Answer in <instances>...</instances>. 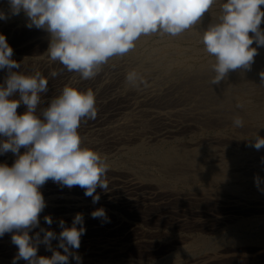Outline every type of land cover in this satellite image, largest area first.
Wrapping results in <instances>:
<instances>
[{"label":"rangeland","instance_id":"obj_1","mask_svg":"<svg viewBox=\"0 0 264 264\" xmlns=\"http://www.w3.org/2000/svg\"><path fill=\"white\" fill-rule=\"evenodd\" d=\"M3 7H5V8H3ZM0 9H1L0 12L5 13L9 17L8 20H0V34L5 35L8 44L13 49L12 59H14L15 61H17L18 63H20L22 65L21 69H13V71H20L26 75H34L36 72H40L46 79H48V82H49L48 83V89L49 90L46 94H44V96H42V103L38 106V109H37L38 115L40 114V111L44 107L48 106V103L50 102V100L52 98H55L61 94L62 89L66 85L75 87L81 91H86L88 89H91L95 93L97 116L94 120H87V119L83 120L77 131H78L79 135L81 136L82 140L86 141L85 143L81 144V147L89 148V149L98 151L102 155V157L105 158L106 162L108 163L110 170H108V172L106 173V181L109 185V189L107 191H104V190L100 189L99 187L97 188L96 193L99 194L100 199H99V202L96 204H93L91 197H86L84 195V190H82V189H77V190L70 189V190H66V192L64 193L70 197H76L77 199H79L80 200L79 204L84 208V210L82 212L88 215L87 219H85L87 221L83 224L84 228L86 229V232L81 237L80 247L78 250H73L76 254H78L82 258L81 264H164V262H165L164 259L166 257H168L169 255L173 256V258H172L174 260L173 264H185L188 262H189V264H191V263H194V261H197L198 264H201L199 262L201 260L203 261L206 258V256L209 255V253L210 254L214 253L213 246L216 245V243L220 242L223 239L224 240H227L230 238L232 239V238H234L233 236H235V237L241 236V238L245 239V234H246L247 238H249V237L251 239L255 238L254 240H257L255 242H257V244L260 243L259 245H262V243L264 242V222H262V221L260 222L258 220V218L264 215V211H263L264 208H262V210L261 209L257 210L255 206L264 207V196H263L264 195V182L261 183L260 188L258 189L256 184H255L254 177L258 175L261 178V180L264 181V171H263L264 169H262L263 172L260 171L261 168L264 167V151H263V148H261V150H256L254 147L250 146L253 143V141H255V139L257 138L258 135L256 133L248 130L247 127L249 126V123H248V121H246L248 119L243 116V114L241 112L242 110L239 113V110L235 111L232 108L231 103H230L231 100L225 94V93L229 94L227 92V90H225L223 88L221 89V86H219V84L218 85H212L209 82L213 79V77L210 75L209 71L201 70L198 68H191V69L188 68V69H174L176 71L172 70L171 71L172 73H166L159 68H151L149 66L150 65L149 61L146 60L147 58L144 56V54L143 53L141 54L140 52H136V53H129V55L126 54L125 56H115V57H113V59L111 58L107 64L102 66L101 71L94 78L89 79L87 82V80H83L80 77L79 73L69 72L59 61H51L50 60L47 50L49 47L51 37H50V34L48 32H46L45 30H42V29H37L35 27H32V28L27 27L28 21L26 20L25 21L26 23L24 22L26 15L23 12H21L19 15H12L11 16V13L9 10V5H7L4 2L0 3ZM4 10H5V12H4ZM23 17H25V18H23ZM18 28H19V30H18ZM160 36H161V34H158L156 36V39H160L161 38ZM19 53H21V54H19ZM136 54L138 56H136ZM132 55H133V57H132ZM142 64H144V65H142ZM147 66H148V68H147ZM122 67H123V69H122ZM124 67H125V69H124ZM116 68H118V69H116ZM119 68H120V70H119ZM136 68H138V69H136ZM128 69H129V71H133L135 69L134 71H137L139 73L141 72L140 74L139 73L138 74L141 75L145 80H147L149 82H147L146 86L142 85L141 88L138 87L141 89V93H139L140 96L137 95L140 98H138L136 95H130L128 97V99L129 98H131V99H129V100L127 99L126 101H121V100L116 99V91L118 92L117 94H119L118 89H120L122 91V89H123L122 85L124 86V84L127 83L125 77H123V76H125L128 73V71H127ZM140 69H142V70H140ZM53 70H55L59 73V75H57L54 78L49 75L50 72ZM157 70H160V71H157ZM180 70H182V71H180ZM196 70H198V71H196ZM148 71L149 72L151 71V72L149 73ZM178 71H179V73H178ZM142 72H143V75H142ZM162 72H164V73L162 74ZM158 74H159V76H158ZM160 74H161V76H160ZM192 75H194V76H192ZM6 76H7V70H0V84L4 83ZM200 76H202V77H200ZM157 77H160V78L157 79ZM161 77H163V78H161ZM190 78H191V80H190ZM118 79H119V81H118ZM120 79H122V80L125 79V81H122ZM120 81L122 83H120ZM183 81H184V83H183ZM180 82L183 84H181ZM207 82H208V84H207ZM193 83H195V85ZM112 84H114V85H112ZM105 86L107 89L105 88ZM204 86L205 87L207 86V87L205 88ZM215 86H219V87L215 88ZM158 89H159V91H158ZM160 89H161V91H160ZM196 89H198V90H196ZM217 90H219V91H217ZM143 91H146V92H144V94H143ZM196 92H198L199 94ZM237 92H238V90L234 89V90H232L231 94L232 93L235 94ZM156 93H158V94L159 93L160 94L165 93L164 95H162V97H163V99L161 98L162 101H160V99H158V97H156L154 95ZM204 93L205 94L210 93L211 96H209L210 94L204 95ZM217 93L221 94L222 96L218 95L217 96L218 98H217L216 97ZM133 94H135V93H133ZM136 94H138V93H136ZM181 94H184V96ZM224 94H225V96H224ZM188 95L190 96V99H189ZM195 95L197 97H195ZM171 96H174V97H171ZM159 97H161V96H159ZM164 97H166V98H164ZM175 97H177V98H175ZM181 97H183V98H181ZM184 97L185 98L188 97V100L184 99ZM219 97H221V98H219ZM14 98L19 99V95L17 94ZM169 98L172 102L169 101ZM166 99H168V100H166ZM179 99L181 102L180 101L178 102ZM204 99L205 100L208 99V100L205 101ZM149 100L151 103L148 102ZM155 100H157V101H155ZM174 100H176L178 102V104ZM182 100H183V102H182ZM193 100H194V102H193ZM142 101L145 102L146 105ZM216 101L219 103H217ZM220 101H221V103H220ZM118 102H120L121 104ZM154 102H156L158 104H156V103L154 104ZM133 103H135V104H133ZM170 103L174 104L175 106L171 105ZM138 106H140V107H138ZM186 106H187V108H189L188 109L189 111L185 110V109H187ZM195 106H196V109H193V108H195ZM135 107H136V109H135ZM223 107H224V109H222ZM197 108H198V110H197ZM208 108L211 112L212 111L213 112L212 113H210V111L206 112L208 110ZM216 108H218V109H216ZM225 109L228 111H226ZM151 110L153 111V113ZM181 110H183V111H181ZM195 110H196V112H195ZM25 111H26V106L23 104H21L17 109L18 114H23ZM179 111L181 114H179ZM197 111H199V112L197 113ZM221 111H223V112H221ZM235 112H236V114H235ZM127 113H128V115H127ZM170 113H171V115H170ZM186 113H188V114H186ZM199 113L203 116H201ZM206 113H208V114H206ZM228 113H229V115H228ZM178 114L181 116H178ZM189 114L191 116H189ZM140 115H141V117H140ZM160 115L161 116L166 115V116L161 117ZM186 115L188 116V118ZM212 115L213 116L215 115L214 116L215 118ZM192 116H193L194 120L190 119V118H192ZM236 116H239L243 119V122H244L243 127H240V129H242L243 132L239 129V127H236L233 124V119ZM210 117L215 119L217 122L212 123V124L209 123L207 119H209ZM134 118H135V120H134ZM153 119H155V120H153ZM195 119H197V120H195ZM201 119H202V121H201ZM141 120H143V121H141ZM190 120L193 123L190 122ZM124 122H126V123L124 124ZM129 122H131V123H129ZM143 122L145 123V125ZM218 122H220V123H218ZM141 123H143L144 126H141L142 125ZM120 124H122L121 129L118 128V127H120L119 126ZM116 125H118V126H116ZM207 125H209V126H207ZM125 126H127V127H125ZM111 127H113V129L115 127L116 132L113 131L110 133L109 131L113 130V129H111ZM216 127H218V128L216 129ZM201 129H202V131H201ZM246 129H247V131H246ZM204 130H206V131H204ZM212 131L215 132L213 134V135H215V136H213L214 138L212 137V133H213ZM222 132L224 134H222ZM117 133H120L121 136L123 137V139L120 140L119 142H116V143L111 142V139L113 137L112 135H115ZM207 133H208V135H206ZM140 134H142V135H140ZM216 134H218V135H216ZM209 135H210V137L208 138ZM224 135H225V137H224ZM218 136L225 139L227 142L229 141V143H227V142H224V143L221 142L220 143L217 140V138H219ZM0 139H6V138L0 137ZM201 140H202V142H200ZM232 140H234V141H232ZM121 141H123V142H121ZM144 141H146V142H144ZM142 142H143V145L146 144V146H147V147L145 146L146 150H144L142 152H132V150L131 151L129 150L130 148L133 149V147L135 145L137 147V145H140ZM213 142H215V143H213ZM119 143H121V144H119ZM208 144L213 145L216 148V151L213 153L215 155L214 160L221 159V157L224 156L225 153L227 154V152H228L227 155H232L237 151L235 154H240L242 156L244 153L247 154L250 151V152H253L254 154H256V156H257V153L259 154V152L261 151L259 156H257V157L255 155L253 157L250 156V157H252V159L250 157L245 158V156H244L245 154L241 157L242 160L244 159L242 161L243 165L246 166V164H247V166H246V168L240 169L241 173H240V171H238L241 174V176L243 175L242 176L243 179L241 178L240 180L234 181V185L239 186L242 189L246 188V189H244L245 191H247V192L244 191L246 194L252 193L254 191L253 193L258 194L259 196L261 195L257 200L258 202L256 204L254 203L255 205L252 203L250 204L245 200L243 201L242 199H245V197H242V199L240 200L239 198H235L234 196L232 198L231 197L232 195H230V194H227L230 197L223 194V193H222L223 194L222 195V194H220V192H223L222 191L223 188L221 189L220 187H212L213 189L209 188V191L211 190L210 193L211 192L216 193L215 190L217 189L216 190L217 193L220 194L218 196V198H219L218 202L219 203H218V207H216L217 209L216 208L215 209H204V208H199V207L193 208V209H187L188 208L187 206H185L184 204H181L180 202L175 201L176 197L175 198L173 197L175 195H173V196L167 195V194L161 195L159 193V189H156L155 186L151 187V186L147 185V184H149V183H147V180L149 182L150 179L152 180V178L154 179L156 177L155 179H159L162 177V174L159 173L160 172L159 166L155 165L156 163L146 162L145 156H147V154L150 155V154L155 153V152L156 153H162L163 151H166L168 148H171V147L172 148L173 147H176V148L177 147L178 148L179 147L180 148L188 147V148H190V147H197L199 145L204 146V145H208ZM153 146H154V148H153ZM234 148L236 149V151ZM25 151H26V149L24 147H22L20 150V154H23ZM144 154H146V155H144ZM16 158L17 157L14 154H12L11 152H8L5 155H0V163H6L8 166H12V164H13V162H15ZM207 159L209 160V158H207ZM111 161H112V163H111ZM248 165H250V166H248ZM137 166H138V168H137ZM257 166H261V167H257ZM252 169H254V170H252ZM251 170H252V172H251ZM145 171H146V173H145ZM250 172L253 174L251 175ZM139 173H141V174L144 173V175L142 174V176H141ZM157 177H159V178H157ZM138 180H143V182L146 184L144 186L145 187L147 186V187L145 188L144 186H142V187L137 188L134 185V183ZM60 188H62L60 185L54 183L51 180L47 181L43 186H41L40 191L45 198L46 205H49V206L54 207V208H52L53 210L52 209H45L41 212L40 217H39V227L30 231L29 232L30 236H34L37 232H40L41 228L52 230V231L56 232L57 234H59L62 231L61 227L59 226V221H60V219H62L61 217L64 213L60 209L55 208V206L61 205V203L56 202L55 199L53 198V196L57 193V192H55V190H58ZM63 188H65V187H63ZM141 188H142V190H141ZM174 188L170 187V190H172V192L176 193L178 196H179V194H182L186 191V189L184 188V186H182L181 183L176 184V186H174ZM162 189L163 190H167V189L169 190V187H163ZM116 190L118 193L117 192L114 193ZM180 190H182V191H180ZM257 190H258V192H257ZM109 191H111V192H109ZM78 194H80V195H78ZM104 194H107V195L104 196ZM112 194H114V195H112ZM115 194H117V195L115 196ZM121 194H123V195H121ZM108 195H109V198H108ZM101 198H103V199H101ZM119 198H123L125 200L129 199V200H137V201H136V203L130 205V204H126L127 201L121 200ZM220 200H221V202H220ZM234 201H239V203L244 204V206L246 208L242 211L241 210H239V211L238 210H230V209L227 210V208H225V206L233 205ZM102 202H103V204H102ZM222 202H224L225 204ZM74 203L75 202H72V203L66 202L67 205H74ZM87 207H92V208L96 207V209L103 208L106 212V217L108 216L107 214H109V216L107 217L108 219L105 220L102 218H92L91 212L87 209ZM248 209H250V210H248ZM261 211H263V212H261ZM45 216H51L52 217L53 223L51 225H48L45 223V221H44ZM233 217H235V218H233ZM238 217H239V219H237ZM229 218L234 220V221L231 220L232 222H230ZM207 220H212L213 223H210V224H214L215 222H218V224L215 223L216 225L214 224V226L213 225L210 226V224H204V222ZM236 220H238V221H236ZM250 220H251V222H249ZM196 221H198L200 224H198V222H196ZM239 221L243 222L242 224L240 223L241 226H239V223H238ZM118 222H120V223H118ZM252 222H253V225H252ZM65 223H66L65 224L66 227H70L72 225V223L68 224V222H66V221H65ZM194 223L195 224L197 223L196 224L197 226L193 225ZM233 225H235L236 227ZM230 226H231V228H232V226L234 228H232V230H231ZM77 227H79V225H77ZM208 227H210V228H208ZM213 227H215V228H213ZM223 227H224V230H223ZM225 227H227V228H225ZM238 227H240V228H238ZM218 230H220V231H218ZM250 233H252L253 235H251ZM200 235L204 238H202ZM221 235H223V236H221ZM257 235H258V237H257ZM259 235H261L263 237H261ZM8 236L9 237L12 236V233H7L3 237H0L1 238L0 239V245H1V247H0V258H1L0 262H2V261H3V263L6 262L4 264H11L13 257L18 252V249L15 252H11L6 247L3 246V244L10 243V241H12L11 237L9 238ZM40 236H41V238L43 237L42 232H40ZM181 237L183 239H181ZM184 237H185V240H187V241L184 240ZM217 238H219V240ZM178 239H179V241H178ZM199 239L200 240L201 239L206 240L205 244L200 248V250L194 249V248H192L193 250L191 248H188L189 250L186 249V247H188L190 245L189 241H190V243H194V242L199 241ZM208 240L209 241L211 240L210 241L211 244L208 242ZM213 241L215 243H213ZM1 242H2V244H1ZM183 242H186V243H183ZM51 243H52L53 249L60 251L63 254V249H59L57 247L59 240H53ZM178 246H180L181 248L184 246H186V247H184V249H181L182 251L180 250V252H176L180 249V248L177 249ZM244 247H246V248H244ZM209 248L213 249V250H210ZM249 248H251V250H249ZM240 249H242V250H239L237 252H240L241 254H245V255H249V256H252L255 254V251H253L254 247L252 249V247L251 246L249 247V245H242V246H240ZM208 250L210 252H207ZM247 250L250 251L251 253L248 252ZM189 253L190 254L192 253V254L189 255ZM37 255L38 256L51 257L52 252L46 250L45 245H43L41 243L38 247ZM177 255H178V257H176ZM201 256L203 257V259ZM249 258H251V257H249ZM263 258H254V259L251 258V259H247V260L244 259L242 261L237 260V261L232 262L231 264H258L257 262L264 263L263 260L262 261L260 260ZM193 259H196V260H194L192 262ZM255 259H257V260H255ZM161 260H163V261H161ZM197 262H195V263H197ZM3 263H0V264H3ZM17 264H27V261H24L21 259L17 262ZM69 264H77V262H76V260H74L70 257L69 258ZM165 264H167V263H165Z\"/></svg>","mask_w":264,"mask_h":264},{"label":"clouds","instance_id":"obj_2","mask_svg":"<svg viewBox=\"0 0 264 264\" xmlns=\"http://www.w3.org/2000/svg\"><path fill=\"white\" fill-rule=\"evenodd\" d=\"M215 3L216 0H8L11 15L23 12L28 18L27 27L50 34V60L59 61L69 72L79 73L83 80L94 78L111 58L129 53L142 36L182 34L198 24ZM262 5L264 0H227L218 22L203 32L205 51L216 61L212 85H218L232 70L251 69L258 48L264 47ZM8 18L0 12V20ZM254 42L257 47H252ZM12 57V47L0 34V70H7L0 84V137L6 138L0 139V155L11 152L17 157L12 166L0 163V237L12 233L18 252L11 264L21 259L27 264H69L70 257L81 264L82 258L73 250L79 249L86 232L82 213L75 214L70 227L61 219L59 234L41 228V238L40 232L34 236L29 232L39 227L40 214L46 207L40 188L47 181L69 189L79 186L93 204L100 199L98 187L109 189L108 163L98 151L81 147L77 131L83 120L97 116L95 93L66 85L38 115L42 96L49 90L48 79L40 72L26 75L13 71L21 69V64ZM49 75L54 78L59 73L53 70ZM260 76L264 83V72ZM125 79L133 87L147 85L134 70ZM17 94L19 99L14 98ZM21 104L26 111L18 114ZM243 123L239 116L233 119L236 127H243ZM250 146L264 148V137L258 135ZM22 147L26 151L20 154ZM254 181L258 189L264 182L258 175ZM91 216L107 220L103 208ZM44 221L53 223L51 216H45ZM53 240H59L57 247L63 249V254L53 249ZM41 243L52 252L51 257L37 255Z\"/></svg>","mask_w":264,"mask_h":264},{"label":"bare ground","instance_id":"obj_3","mask_svg":"<svg viewBox=\"0 0 264 264\" xmlns=\"http://www.w3.org/2000/svg\"><path fill=\"white\" fill-rule=\"evenodd\" d=\"M1 2H4L6 3L7 5L8 4V0H0V3ZM227 2V0H216V3L214 5H212V7L209 9L208 12H206L204 14V16L201 18L200 22L196 25H194L192 28L186 30L185 32H183L182 34L178 35V36H170L168 34H161V38L160 39H156V36L160 33H155V34H150V35H147V36H142L137 42H136V47L131 50L129 53H136V52H140L141 54L143 53L144 56L147 58L146 60L149 61V66L151 68H159L161 69L162 71L166 72V73H172L171 71L174 70V69H188V68H198V69H201V70H205V71H209L210 72V75L214 78L215 76V72L213 70V65L216 63L215 61V57L208 54L206 51H205V47L202 43V35H203V32L206 30V28L212 24V23H216L218 22V17L221 15V8H222V4ZM3 4V3H2ZM5 8V7H3ZM1 10V9H0ZM10 10V9H9ZM261 10L264 11V5L261 6ZM5 12V10H4ZM9 12V11H8ZM7 12V13H8ZM23 15V14H22ZM12 16V15H11ZM24 16V15H23ZM20 17V16H19ZM25 18V17H23ZM22 18V19H23ZM11 19V18H10ZM8 20V19H7ZM28 21V18L26 17L24 19V22L25 21ZM15 23V22H14ZM23 23V22H22ZM26 23V22H25ZM10 24V23H9ZM18 25V24H17ZM25 26V25H24ZM260 28L262 31H264V17H262V22H261V25H260ZM19 30V28H18ZM249 35H253L252 33H249ZM32 37V36H31ZM12 39V38H11ZM34 43V42H33ZM23 44V43H22ZM32 45V44H31ZM34 45V44H33ZM41 47V46H40ZM252 47H257V45L255 44V42L253 43ZM23 48V47H22ZM26 51V50H25ZM129 53H127L129 55ZM21 54V53H19ZM135 55V54H134ZM125 56V55H124ZM136 56H138L136 54ZM21 57V56H20ZM133 57V55H132ZM117 58V57H116ZM128 58V57H127ZM135 58V57H134ZM113 59V58H112ZM144 59V58H143ZM116 60V59H115ZM114 61V60H113ZM123 62V61H122ZM142 62V61H141ZM146 62V61H145ZM120 64V63H119ZM112 65V64H111ZM144 65V64H142ZM141 65V66H142ZM22 66V65H21ZM127 66V65H126ZM125 66V67H126ZM138 66V65H137ZM140 66V67H141ZM124 67V69H125ZM128 67V66H127ZM134 67V66H133ZM145 67V66H144ZM148 68V66H147ZM150 68V69H151ZM118 69V68H116ZM123 69V67H122ZM133 69V68H132ZM138 69V68H136ZM120 70V68H119ZM135 70V69H134ZM142 70V69H140ZM126 71V70H125ZM129 72V69L127 70ZM145 71V70H144ZM143 71V72H144ZM154 71V70H153ZM152 71V72H153ZM157 71H160V70H157ZM176 71V70H174ZM173 71V72H174ZM182 71V70H180ZM198 71V70H196ZM200 71V70H199ZM121 72V71H120ZM137 72V71H136ZM143 72H142V75H143ZM149 72V71H148ZM151 72V71H150ZM149 72V73H150ZM162 72V74L164 73ZM185 72V71H184ZM195 72V71H194ZM261 72H264V47H259L258 48V54L254 57V63L251 65V69L250 70H247V69H237V70H232L228 73L227 77L224 78V80H222L220 83H219V86H221V89H225L227 90V93L226 96L228 98H230L231 100V106L232 108L237 111L239 110V113L240 111L242 112L243 116L246 117L248 120V123H249V126L247 127L248 130H250L251 132H254L256 133L257 135H259L260 137H264V83H262L261 81V76H260V73ZM139 73V72H137ZM141 73V72H140ZM139 73V74H140ZM145 73V72H144ZM154 73V72H153ZM179 73V71H178ZM187 73V72H186ZM183 74V73H182ZM185 74V73H184ZM208 74V73H207ZM195 75V74H194ZM192 75V76H194ZM122 76V75H121ZM120 76V77H121ZM126 76V75H125ZM123 76V77H125ZM141 76V75H140ZM153 76V75H152ZM159 76V74H158ZM161 76V74H160ZM167 76V75H166ZM173 76V75H172ZM199 76V75H198ZM210 76V77H211ZM165 77V76H164ZM202 77V76H200ZM208 77V76H207ZM155 78V77H154ZM160 78V77H157V79ZM163 78V77H161ZM168 78V77H167ZM182 78V77H181ZM153 79V78H152ZM151 79V80H152ZM204 79V78H203ZM116 80V79H115ZM122 80V79H120ZM161 80V79H160ZM169 80V79H168ZM191 80V78H190ZM189 80V81H190ZM205 80V79H204ZM211 80V79H210ZM119 81V79H118ZM122 81H125V79H123ZM147 81V80H146ZM197 81V80H196ZM88 82V80H87ZM94 82V81H93ZM112 82V81H111ZM116 82V81H115ZM149 82V81H147ZM205 82V81H204ZM211 83V81H209ZM91 83V82H90ZM119 83V82H118ZM120 83H122L120 81ZM119 83V84H120ZM152 83V82H151ZM162 83V82H161ZM181 83V82H180ZM184 83V81H183ZM181 83V84H183ZM200 83V82H199ZM202 83V82H201ZM107 84V83H106ZM155 84V83H154ZM157 84V83H156ZM191 84V83H190ZM195 85V83H193ZM208 84V82H207ZM206 84V85H207ZM93 85V84H92ZM100 85V84H99ZM114 85V84H112ZM118 85V84H117ZM153 85V84H152ZM111 86V85H110ZM119 86V85H118ZM142 86V85H141ZM140 86V88H141ZM157 86V85H156ZM155 86V87H156ZM172 86V85H171ZM219 86H215L216 87H219ZM103 87V86H102ZM112 87V86H111ZM123 89L122 91L120 89H118L119 91V94H117L118 92L116 91V99L118 100H121V101H126L128 99V97L130 95H139V93H141V89L140 88H137V87H133L131 86L130 84L128 83H125L124 86L122 85ZM144 87V86H143ZM154 87V86H153ZM187 87V86H186ZM205 87V86H204ZM207 87V86H206ZM205 87V88H206ZM99 88V87H98ZM106 88V86H105ZM119 88V87H118ZM146 88V87H145ZM144 88V89H145ZM107 89V88H106ZM105 89V90H106ZM150 89V88H149ZM169 89V88H168ZM183 89V88H182ZM218 89V88H217ZM238 90L237 93L235 94H231L232 90ZM143 90V89H142ZM165 90V89H164ZM198 90V89H196ZM220 90V89H219ZM217 90V91H219ZM224 90V91H225ZM99 91V90H98ZM157 91V90H156ZM159 91V89H158ZM161 91V89H160ZM144 92L146 91H143V94ZM150 92V91H149ZM152 92V91H151ZM195 92V91H194ZM200 92V91H199ZM213 92V91H212ZM221 92V91H220ZM135 93V94H133ZM138 93V94H136ZM175 93V92H174ZM185 93V92H184ZM188 93V92H187ZM198 93V92H196ZM146 94V93H145ZM152 94V93H151ZM150 94V95H151ZM165 94V93H164ZM164 94H154L156 97H158V99H160V101H162L163 97L162 95ZM199 94V93H198ZM208 93H204V95H207ZM210 94V93H209ZM208 94V95H209ZM224 94V96H225ZM170 95V94H169ZM168 95V96H169ZM184 96V94H181ZM194 95V94H193ZM220 95L222 96L221 94H216V97ZM114 96V95H113ZM140 96V95H139ZM143 96V95H142ZM141 96V97H142ZM161 96V97H159ZM199 96V95H198ZM211 96V94L209 95ZM213 96V95H212ZM112 97V96H111ZM138 97V96H137ZM171 97H174V96H171ZM186 97V96H185ZM184 99H187L188 100V97L190 99V96L188 95L187 98ZM195 97H197L195 95ZM194 97V98H195ZM135 98V97H134ZM140 98V97H138ZM155 98V97H154ZM162 98V99H161ZM166 98V97H164ZM177 98V97H175ZM183 98V97H181ZM202 98V97H201ZM218 98V97H217ZM221 98V97H219ZM131 99V98H129ZM128 99V100H129ZM137 99V98H136ZM153 99V98H152ZM172 99V98H171ZM192 99V98H191ZM105 100V99H104ZM143 100V99H142ZM148 100V99H147ZM154 100V99H153ZM168 100V99H166ZM177 100V99H176ZM174 100L177 104L178 102L180 101V99L178 100V102ZM201 100V99H200ZM205 100V99H204ZM208 100V99H207ZM205 100V101H207ZM229 100V99H228ZM157 101V100H155ZM159 101V102H160ZM169 101L172 102L169 98ZM168 101V102H169ZM198 101V100H197ZM204 101V102H205ZM143 102V101H142ZM150 102V100L148 101ZM181 102V101H180ZM183 102V100H182ZM194 102V100H193ZM203 102V103H204ZM211 102V101H210ZM217 102V101H216ZM229 102V101H228ZM120 103V102H118ZM124 103V102H123ZM145 103V102H143ZM151 103V102H150ZM156 102H154L155 104ZM166 103V102H165ZM174 103V102H173ZM175 103V104H176ZM202 103V104H203ZM219 103V102H217ZM216 103V104H217ZM221 103V101H220ZM223 103V102H222ZM99 104V103H98ZM121 104V103H120ZM135 104V103H133ZM158 104V103H156ZM161 104V103H160ZM171 104V103H170ZM100 105V104H99ZM117 105V104H116ZM129 105V104H128ZM138 105V104H137ZM143 105V104H142ZM146 105V103H145ZM171 105H174V104H171ZM132 106V105H131ZM141 106V105H140ZM138 106V107H140ZM168 106V105H167ZM175 106V105H174ZM230 106V107H231ZM106 107V106H105ZM133 107V106H132ZM190 107V106H189ZM194 107V106H193ZM187 108V106H186ZM192 108V107H191ZM136 109V107H135ZM140 109V108H139ZM142 109V108H141ZM176 109V108H175ZM184 109V108H183ZM189 108L185 109V110H188ZM193 109H196V106L195 108ZM202 109V108H201ZM218 109V108H216ZM215 109V110H216ZM224 109V107L222 108ZM230 109V108H229ZM198 110V108H197ZM206 110V109H205ZM226 110V109H225ZM232 110V109H231ZM142 111V110H141ZM140 111V112H141ZM152 111V110H151ZM183 111V110H181ZM189 111V110H188ZM200 111V110H199ZM197 111V113L199 112ZM210 111L209 108L206 112ZM228 111V110H226ZM225 111V112H226ZM230 111V110H229ZM196 112V110H195ZM213 112V111H212ZM210 111V113H212ZM223 112V111H221ZM146 113V112H145ZM153 113V111H152ZM162 113V112H161ZM190 113V112H189ZM203 113V112H202ZM217 113V112H216ZM131 114V113H130ZM151 114V113H150ZM159 114V113H158ZM179 114L180 111H179ZM178 116H181L179 115ZM188 114V113H186ZM196 114V113H195ZM200 114V113H199ZM208 114V113H206ZM205 114V115H206ZM233 114V113H232ZM236 114V112H235ZM128 115V113H127ZM171 115V113H170ZM194 115V114H193ZM198 115V114H197ZM201 115V114H200ZM221 115V114H220ZM229 115V113H228ZM231 115V114H230ZM238 115V114H237ZM136 116V115H135ZM147 116V115H146ZM161 116V115H160ZM164 116V115H162ZM161 116V117H162ZM166 116V115H165ZM164 116V117H165ZM177 116V115H176ZM187 116V115H186ZM189 116H191L189 114ZM196 116V115H195ZM203 116V115H201ZM209 116V115H208ZM213 116V115H212ZM215 116V115H214ZM213 116V117H214ZM224 116V115H223ZM125 117V116H124ZM128 117V116H127ZM141 117V115H140ZM143 117V116H142ZM163 117V118H164ZM169 117V116H168ZM184 117V116H183ZM205 117V116H204ZM217 117V116H216ZM155 118V117H154ZM188 118V116H187ZM215 118V117H214ZM142 119V118H141ZM190 119H193V116L192 118ZM203 119V118H202ZM201 119V121H202ZM206 119V118H205ZM135 120V118H134ZM150 120V119H149ZM155 120V119H153ZM194 120V119H193ZM197 120V119H195ZM209 123H215L217 122L215 119L213 118H209L207 119ZM232 120V119H231ZM113 121V120H112ZM125 121V120H124ZM133 121V120H132ZM143 121V120H141ZM134 122V121H133ZM190 122H192L190 120ZM198 122V121H197ZM223 122V121H222ZM227 122V121H226ZM113 123V122H112ZM126 122H124L125 124ZM128 123V122H127ZM131 123V122H129ZM144 123V122H143ZM143 123H141L142 125L141 126H144ZM151 123V122H150ZM193 123V122H192ZM195 123V122H194ZM220 123V122H218ZM228 123V122H227ZM247 123V122H246ZM190 124V123H189ZM188 124V125H189ZM207 124V123H206ZM222 124V123H221ZM244 124V123H243ZM122 124H120L118 127L119 129L122 128L121 126ZM139 125V124H138ZM149 125V124H148ZM118 126V125H116ZM209 126V125H207ZM247 126V125H246ZM127 127V126H125ZM129 127V126H128ZM198 127V126H197ZM202 127V126H201ZM215 127V126H214ZM220 127V126H219ZM222 127V126H221ZM136 128V127H135ZM186 128V127H185ZM190 128V127H189ZM218 127H216L217 129ZM224 128V127H223ZM246 128V127H245ZM111 129H113V127H111ZM147 129V128H146ZM181 129V128H180ZM191 129V128H190ZM212 129V128H211ZM240 129V127H239ZM116 128L114 127V129L112 131H109L110 133L115 131ZM192 130V129H191ZM242 131V129H240ZM133 131V130H132ZM202 131V129H201ZM206 131V130H204ZM247 131V129H246ZM116 132V131H115ZM167 132V131H166ZM189 132V131H188ZM213 132V131H212ZM243 132V131H242ZM245 132V131H244ZM101 133V132H100ZM194 133V132H193ZM196 133V132H195ZM215 132L212 133V137L215 136L213 135ZM197 134V133H196ZM222 134H224L222 132ZM130 135V134H129ZM138 135V134H137ZM142 135V134H140ZM145 135V134H144ZM180 135V134H179ZM188 135V134H187ZM208 135V133L206 134ZM218 135V134H216ZM240 135V134H239ZM247 135V134H246ZM250 135V134H249ZM112 139H111V142H119L120 140L123 139V137L121 136L120 133H117L115 135H112ZM185 136V135H184ZM200 136V135H199ZM222 136V135H221ZM210 137V135L208 136V138ZM219 137V136H218ZM225 137V135H224ZM240 137V136H239ZM253 137V136H252ZM196 138V137H195ZM214 138V137H213ZM217 138V137H216ZM86 139V138H85ZM110 139V138H109ZM158 139V138H157ZM165 139V138H164ZM205 139V138H204ZM229 139V138H228ZM236 139V138H235ZM107 140V139H106ZM216 140V139H215ZM217 140L221 143H224V142H227L225 139L219 137L217 138ZM83 141V140H82ZM91 141V140H90ZM97 141V140H96ZM108 141V140H107ZM234 141V140H232ZM244 141V140H243ZM86 141H83L82 143H85ZM95 142V141H94ZM102 142V141H101ZM123 142V141H121ZM146 142V141H144ZM202 142V140L200 141ZM216 142V141H215ZM213 142V143H215ZM195 143V142H194ZM197 143V142H196ZM199 143V142H198ZM204 143V142H203ZM229 143V141L227 142ZM237 143V142H236ZM254 143V141H253ZM114 144V143H113ZM121 144V143H119ZM118 144V145H119ZM140 144V143H139ZM191 144V143H190ZM219 144V143H218ZM92 145V144H91ZM116 145V144H115ZM149 145V144H148ZM170 145V144H169ZM192 145V144H191ZM195 145V144H194ZM203 145V144H202ZM241 145V144H240ZM145 145H143V142L140 144V145H136L133 147V149H129L130 151L132 150V152H142L144 150H146L145 148ZM178 146V145H177ZM236 146V145H235ZM162 147V146H161ZM240 147V146H239ZM154 148V146H153ZM152 148V149H153ZM157 148V147H156ZM235 149V148H234ZM249 149V148H248ZM157 150V149H156ZM239 150V149H238ZM252 150V149H251ZM261 150V149H260ZM153 151V150H152ZM216 151V148L215 146L213 145H204V146H197V147H182V148H176V147H171V148H168L166 151H163L162 153H152L150 155L147 154V156H145V160L146 162H154L156 163L155 165H158L159 166V169H160V172L162 174V177L159 178V179H153L152 180L150 179V181L148 182L147 180V185L149 186H155L156 189H159V193L162 195L164 194H167V195H175L173 196L175 198V201L176 202H180L181 204H184L185 206H187L188 208L187 209H193V208H204V209H215L216 207H218V201H219V198L218 196L220 194H230L232 195L231 197L233 198V196L235 198H239L240 200L242 199V197H245V199H242L243 201H247L248 203H252V204H256L258 201V198L261 196H259L258 194L256 193H245L247 191H245L244 189H242L241 187L239 186H236L234 185V181L235 180H240L242 178L241 176V168H246L245 165H243L241 157L245 154H243L242 156L240 154H235L237 151L235 149V153L232 154V155H227L225 153L224 156L221 157V159H217V160H214V157L215 155L213 154L214 152ZM263 151H264V148H263ZM151 152V151H150ZM219 152V151H218ZM256 152V151H255ZM261 152V151H260ZM259 152V154H260ZM127 153V152H126ZM224 153V152H223ZM239 153V152H238ZM128 154V153H127ZM259 154L257 153V156H259ZM129 155V154H128ZM146 155V154H144ZM217 155V154H216ZM256 156V154H254L253 152H248L247 154H245V158L246 157H250V156ZM256 156V157H257ZM211 157V158H210ZM220 157V156H219ZM252 157H250L252 159ZM144 158V157H143ZM209 158V160L207 159ZM249 159V158H248ZM247 159V160H248ZM263 159V158H262ZM138 161V160H137ZM144 161V160H143ZM3 162V161H2ZM14 163V162H13ZM112 163V161H111ZM110 163V164H111ZM148 163V164H149ZM12 164V163H11ZM117 164V163H116ZM263 164V163H262ZM144 165V164H143ZM258 165V164H257ZM123 166V165H122ZM245 166V167H244ZM250 166V165H248ZM155 167V166H154ZM257 167H261V166H257ZM124 168V167H123ZM129 168V167H128ZM138 168V166H137ZM148 168V167H147ZM250 168V167H249ZM254 168V167H253ZM141 169V168H140ZM152 169V168H151ZM263 168H261L260 171H262ZM110 170V169H109ZM136 170V169H135ZM147 170V169H146ZM254 170V169H252ZM251 170V172H252ZM240 171V173L238 172ZM249 171V170H248ZM256 171V170H255ZM259 171V172H260ZM264 171V170H263ZM262 171V172H263ZM154 172V171H153ZM250 172V173H251ZM146 173V171H145ZM141 176L142 174L144 175V173H139ZM253 173H251L252 175ZM139 175V176H140ZM256 175V174H255ZM149 176V175H148ZM243 179V178H242ZM132 182V181H131ZM178 183H181L182 186H184V188L186 189V191L182 194H179V196L172 192V190H170V187L171 188H174V186H176V184ZM110 184V183H109ZM151 184V185H150ZM242 184V183H241ZM134 185L138 188V187H142L144 185H146L143 180H138L134 183ZM130 186V185H129ZM179 186V185H178ZM62 187V186H61ZM145 187V186H144ZM147 187V186H146ZM145 187V188H146ZM163 187H169V190H163L162 188ZM212 187H220L222 189L223 192H220L217 193V189L215 190L216 193H210L209 191V188H212ZM243 187V186H242ZM246 187V186H245ZM136 188V189H137ZM251 188V187H250ZM71 189H81L79 186H74L72 187ZM153 189V188H152ZM175 189V188H174ZM213 189V188H212ZM66 190H70L69 188L65 187V188H60L58 190H55V192H57L53 198L55 199L56 202H59L61 203V205H58V206H55V208H58L60 209L64 214L62 215V220L68 222V224L72 223L73 219H74V216L75 214L77 213H82L83 214V217H84V223L87 221L85 219H87L88 215L83 213L82 211L84 210V208L79 204V199H77L76 197H70L66 194H64L66 192ZM83 190V189H82ZM127 190V189H126ZM142 190V188H141ZM253 190V189H252ZM81 191V190H80ZM79 191V192H80ZM138 191V190H137ZM179 191V190H178ZM182 191V190H180ZM219 191V190H218ZM245 191V192H244ZM251 191V190H250ZM71 192V191H70ZM111 192V191H109ZM114 192V191H113ZM117 190L114 192L116 193ZM123 192V191H122ZM258 192V190H257ZM53 193V192H52ZM74 193V192H73ZM82 193V192H81ZM118 193V192H117ZM133 193V192H132ZM222 194V195H223ZM260 194V193H259ZM80 195V194H78ZM107 194H104V196H106ZM110 195V194H109ZM109 195H108V198H109ZM114 195V194H112ZM117 194H115L116 196ZM123 195V194H121ZM135 195V194H134ZM51 196V195H50ZM130 196V195H129ZM229 196V195H227ZM226 196V197H227ZM264 196V195H263ZM262 196V197H263ZM122 197V196H121ZM166 197V196H165ZM221 197V196H220ZM230 197V196H229ZM103 199V198H101ZM121 200H124V201H127L126 204H134L136 203L137 200H125L123 198H119ZM137 199V198H136ZM169 199V198H168ZM247 199V200H246ZM91 200V199H90ZM105 200V199H104ZM111 200V199H110ZM115 200V199H114ZM66 202H75L74 205H67ZM86 202V201H85ZM221 202V200H220ZM231 202V201H230ZM101 203V202H100ZM224 203V202H222ZM234 204L233 205H227L225 206V208L230 209V210H244L246 207L244 206V204H241L239 203V201H234L233 202ZM103 204V202H102ZM179 204V203H178ZM225 204V203H224ZM254 204V205H255ZM259 204V203H258ZM100 205V204H99ZM89 206V205H88ZM91 206V205H90ZM150 206V205H149ZM155 207V206H154ZM224 207V206H223ZM256 209H261L264 208V207H257L255 206ZM54 207H51L49 205H46L45 209H52ZM224 208V209H225ZM44 209V210H45ZM87 209L92 213L93 211H95L96 207H87ZM86 209V210H87ZM145 209V208H144ZM186 209V210H187ZM217 209V208H216ZM220 209V208H219ZM251 209V208H250ZM248 209V210H250ZM53 210V209H52ZM147 210V209H146ZM221 210V209H220ZM145 211V210H144ZM252 211V210H251ZM264 211V209H263ZM261 211V212H263ZM196 212V211H195ZM231 212V211H230ZM259 212V211H258ZM197 213V212H196ZM252 213V212H251ZM257 213V212H256ZM260 213V212H259ZM109 216V214H107ZM249 215V214H248ZM107 216V217H108ZM201 216V215H200ZM203 217V216H202ZM235 218V217H233ZM244 218V217H243ZM108 219V218H107ZM221 219V218H220ZM239 219V217L237 218ZM61 220V219H60ZM89 220V219H88ZM230 222L234 221L232 219H230ZM232 220V221H231ZM258 220L261 222H264V215L259 217ZM215 221V220H214ZM238 221V220H236ZM243 221V220H242ZM256 221V220H255ZM198 222V221H196ZM229 222V223H230ZM245 222V221H244ZM251 222V220L249 221ZM83 223V224H84ZM120 223V222H118ZM210 223H213L212 220H207L204 222V224H210ZM218 224V222H215ZM214 223V224H215ZM239 223V226H241V224L243 222H238ZM241 223V224H240ZM66 224V223H65ZM197 224V223H196ZM195 223L193 225H196ZM198 224H200L198 222ZM214 224H210L214 226ZM234 224V223H233ZM259 224V223H258ZM216 225V224H215ZM252 225H253V222H252ZM197 226V225H196ZM204 226V225H203ZM219 226V225H218ZM235 226V225H233ZM232 226V228H234ZM249 226V225H248ZM236 227V226H235ZM247 227V226H246ZM263 227V226H262ZM210 228V227H208ZM215 228V227H213ZM227 228V227H225ZM231 228V226H230ZM231 228V230H232ZM240 228V227H238ZM242 228V227H241ZM249 228V227H248ZM254 228V227H253ZM219 229V228H218ZM257 229V228H256ZM255 229V230H256ZM212 230V229H211ZM214 230V229H213ZM222 230V229H221ZM223 230H224V227H223ZM227 230V229H226ZM225 230V231H226ZM236 230V229H235ZM254 230V231H255ZM193 231V230H192ZM220 231V230H218ZM224 231V232H225ZM253 231V230H252ZM246 232V231H245ZM249 232V231H248ZM262 232V231H261ZM217 233V232H216ZM222 233V232H221ZM230 233V232H229ZM247 233V232H246ZM254 233V232H253ZM258 233V232H257ZM260 233V232H259ZM263 233V232H262ZM7 234V233H6ZM5 234V235H6ZM225 234V233H224ZM238 234V233H237ZM251 235H253L252 233H250ZM256 234V233H255ZM216 235V234H215ZM218 235V234H217ZM226 235V234H225ZM232 235V234H231ZM230 235V236H231ZM249 235V234H248ZM250 235V236H251ZM199 236V235H198ZM201 236V235H200ZM223 236V235H221ZM238 236V235H237ZM261 236V235H259ZM9 237V236H8ZM12 237V236H10ZM9 237V238H10ZM202 237V236H201ZM200 237V238H201ZM234 238H230V239H227V240H221L220 242L216 243V245L213 246V249H214V253L213 254H210L206 256V258L201 262V264H231L232 262L234 261H242V260H247V259H251V258H263L264 257V242L262 243V245H259L257 244V240H254V239H251L250 237L247 238L246 234H245V239L241 238V236L239 237H235L233 236ZM258 237V235H257ZM263 237V236H261ZM199 238V237H198ZM204 238V237H202ZM221 238V237H220ZM223 238V237H222ZM226 238V237H225ZM247 238V239H246ZM1 239V238H0ZM3 239V238H2ZM8 239V238H7ZM181 239H183L181 237ZM188 239V238H187ZM210 239V238H209ZM219 240V238H217ZM260 239V238H259ZM184 240H185V237H184ZM194 240V239H193ZM179 241V239H178ZM177 241V242H178ZM187 241V240H185ZM205 241L206 240H203V239H199V241L197 242H194V243H190L189 241V246L186 247V249L188 248H194V249H199L205 244ZM211 241V240H210ZM210 241L208 240V242L210 243ZM259 241V240H258ZM183 243H186V242H183ZM207 243V242H206ZM213 243H215L213 241ZM2 244V242H1ZM211 244V243H210ZM171 245V244H170ZM242 245H249V247L251 246L253 251H255V254L252 255V256H249V255H245V254H241L240 252H237L239 250H242L240 249V246ZM4 247H6L9 251L11 252H15L18 248L16 245H14L12 243V241H10V243H5L3 244ZM2 246V247H3ZM175 246V245H174ZM206 246V245H205ZM1 247V245H0ZM184 247H180L178 246L177 249H179L178 251L176 252H180L181 249H184ZM211 248V247H210ZM209 248V249H210ZM246 248V247H244ZM204 249V248H203ZM213 249H210V250H213ZM248 249V248H247ZM189 250V249H188ZM193 250V249H192ZM249 250H251V248H249ZM182 251V250H181ZM191 251V250H190ZM248 251V250H247ZM184 252V251H183ZM192 252V251H191ZM198 252V251H197ZM207 252H210L209 250ZM250 252V251H248ZM140 253V252H139ZM182 253V252H181ZM193 253V252H192ZM191 253V254H192ZM251 253V252H250ZM177 254V253H176ZM183 254V253H182ZM189 253V255H191ZM197 254V253H196ZM195 254V255H196ZM203 254V253H202ZM174 255V254H173ZM200 255V254H199ZM206 255V254H205ZM8 256V255H7ZM10 256V255H9ZM203 256V255H202ZM201 256V257H202ZM178 257V255L176 256ZM187 257V256H186ZM251 257V258H249ZM173 256L172 255H169L168 257H166L164 260V264L167 263V264H173L174 260L172 259ZM182 258V257H181ZM199 258V257H198ZM1 259V258H0ZM176 259V258H175ZM203 259V257H202ZM180 260V259H179ZM178 260V261H179ZM196 260V259H193L192 262ZM198 260V259H197ZM257 260V259H255ZM259 260V259H258ZM261 261L263 260L264 261V258L263 259H260ZM9 261V260H8ZM163 261V260H161ZM197 261H194V263H191V264H198L195 263ZM0 263H3L0 262ZM6 263V262H4ZM3 263V264H4ZM158 263V262H157ZM176 263V262H175ZM254 263V262H253ZM258 264H264V263H261V262H257ZM185 264H189L188 263H185Z\"/></svg>","mask_w":264,"mask_h":264}]
</instances>
